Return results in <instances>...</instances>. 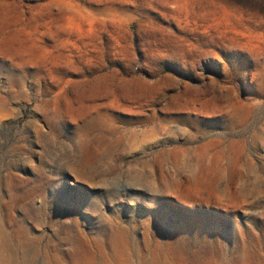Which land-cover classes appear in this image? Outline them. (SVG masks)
I'll list each match as a JSON object with an SVG mask.
<instances>
[{"label": "rangeland", "instance_id": "rangeland-1", "mask_svg": "<svg viewBox=\"0 0 264 264\" xmlns=\"http://www.w3.org/2000/svg\"><path fill=\"white\" fill-rule=\"evenodd\" d=\"M112 253L264 264V0H0V264Z\"/></svg>", "mask_w": 264, "mask_h": 264}, {"label": "bare ground", "instance_id": "bare-ground-1", "mask_svg": "<svg viewBox=\"0 0 264 264\" xmlns=\"http://www.w3.org/2000/svg\"><path fill=\"white\" fill-rule=\"evenodd\" d=\"M227 167V166H226ZM224 170H225V168H223V169H221V171H220V174L218 175V178L221 180L222 179V173L224 172ZM226 173V172H225ZM231 180H232V178H231ZM224 182V181H223ZM213 188V187H212ZM215 191H218V192H220V191H223V192H225V194L227 195V199L226 200H228V199H230L231 197H233V196H239V195H241V190L240 189H237V188H235L233 185H232V183L230 184V183H226L225 182V184H223V183H218V182H216L215 183V185H214V188H213ZM222 193V192H221ZM250 193V192H249ZM216 194V193H215ZM218 194V193H217ZM228 203H229V201H228ZM226 207H227V203H226ZM100 249L103 251L104 249H103V247H100ZM105 252V251H104ZM105 254H106V252H105ZM112 256H111V258H110V256H108V255H106V257H107V259H109V260H111V261H109L111 264H114L113 262H115V260H118V258L116 257V255H115V253H112L111 254ZM96 260V259H95ZM104 262V261H103ZM117 264H124V263H122L121 261H119V263H117ZM223 264H231L228 260H225V262L223 263ZM240 264V263H239Z\"/></svg>", "mask_w": 264, "mask_h": 264}]
</instances>
